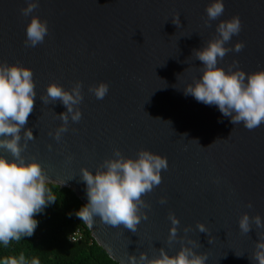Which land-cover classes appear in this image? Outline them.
Instances as JSON below:
<instances>
[{
	"label": "water",
	"instance_id": "95a60500",
	"mask_svg": "<svg viewBox=\"0 0 264 264\" xmlns=\"http://www.w3.org/2000/svg\"><path fill=\"white\" fill-rule=\"evenodd\" d=\"M212 2L39 0L32 15L46 20L49 32L42 44L26 47L32 17L23 16L21 9L27 0H0V64L30 68L36 84L34 110L24 129L30 128L35 139L23 155L28 162H41L48 184L72 191L85 206L81 169L95 173L115 149L126 157L136 158L146 149L168 159L162 183L143 196L150 205L142 209L148 219L136 233L105 225L99 217L93 228L85 225L118 264H129V256L143 252L156 257L160 248L176 255L188 239L201 245L198 253H207L206 264H256L250 257L264 228L253 223L245 235L239 220L244 213L264 219V123L254 131L234 125L217 106L198 102L184 88L203 74L193 50L218 35L221 20L234 16L240 17L242 31L225 47L234 48L239 41L245 47L230 51L217 66L227 71L238 61L245 73L264 69V0H223L224 14L208 27L205 10ZM77 81L84 85L82 119L70 120L57 142L58 115L67 109L60 102L45 105L40 96L53 82L70 90ZM100 82L109 84L102 100L88 91ZM169 213L180 220L178 239L171 243ZM201 222L208 233L199 232Z\"/></svg>",
	"mask_w": 264,
	"mask_h": 264
},
{
	"label": "clouds",
	"instance_id": "9594fccd",
	"mask_svg": "<svg viewBox=\"0 0 264 264\" xmlns=\"http://www.w3.org/2000/svg\"><path fill=\"white\" fill-rule=\"evenodd\" d=\"M38 7L39 0H27V6L21 9L23 16L32 17L26 27V47L42 44L49 32L48 22L32 15ZM205 11L206 25L211 27V22L224 14L225 4L223 0H213ZM173 23L180 25L175 21ZM242 27L239 16L221 20L216 26L218 35L202 48L193 50V56L202 62L200 70L203 74L194 83L187 84L184 91L198 102L217 106L223 116L231 118L234 125L242 123L247 130L254 131L264 123V69L245 73L239 70L238 61H233L227 71L217 66L230 51L239 53L244 49L243 41L237 42L234 48L225 47L234 35H239ZM33 76V71L20 63L0 64V151L11 156L9 159L8 155L0 154V245L4 246L13 240L31 237L38 225L34 217L56 200L47 186L49 178L41 162L35 158L28 162L23 155L28 142L35 139L30 128L24 130L37 97ZM83 87V82L77 81L70 90H66L53 82L47 86L46 93L40 96L45 105L60 102L67 109L58 115L62 123L54 133L57 142L68 131L70 120L78 123L82 119L79 105L84 100ZM88 91L102 100L109 92V84H93ZM51 148L52 145H49ZM168 167L167 157L149 150L141 149L136 158H132L126 157L120 149H115L95 173L87 167L81 169L88 203L75 215L89 229L93 228L95 218L99 217L105 225L123 226L136 233L142 220L148 219V214L142 209L150 205L143 196L162 183V171ZM166 202L165 197L160 199L161 204ZM248 207H252V204L249 203ZM169 220L172 227L168 242L171 243L178 239L177 226L180 220L174 213H169ZM253 223L257 228H264V219L260 215L250 217L244 213L239 220L241 233L247 235ZM197 228L199 232L208 233L207 226L202 222L197 224ZM189 231L188 227L184 229L185 234ZM213 239L209 238L210 244ZM199 246L198 241L188 239V243L182 244L176 255H169L165 248H160L159 255L153 258H149L146 252L139 257L129 256V264H206L208 255L198 253L196 248ZM250 259L256 264H264V236L256 241ZM23 260V257L19 261L9 259L2 264H23ZM32 264H39V261L33 260Z\"/></svg>",
	"mask_w": 264,
	"mask_h": 264
},
{
	"label": "trees",
	"instance_id": "16d2710c",
	"mask_svg": "<svg viewBox=\"0 0 264 264\" xmlns=\"http://www.w3.org/2000/svg\"><path fill=\"white\" fill-rule=\"evenodd\" d=\"M53 195L54 203L48 204L34 218L37 228L31 237L11 241L7 246L0 245V264L9 259L20 260L23 264H118L109 258L90 235L85 224L75 215L83 204L72 191L47 185ZM80 229L83 237L70 242L68 236Z\"/></svg>",
	"mask_w": 264,
	"mask_h": 264
},
{
	"label": "built area",
	"instance_id": "2783aa9c",
	"mask_svg": "<svg viewBox=\"0 0 264 264\" xmlns=\"http://www.w3.org/2000/svg\"><path fill=\"white\" fill-rule=\"evenodd\" d=\"M82 237H83L82 231L80 229H76L72 233L69 234L68 240L70 242H77L81 240Z\"/></svg>",
	"mask_w": 264,
	"mask_h": 264
}]
</instances>
